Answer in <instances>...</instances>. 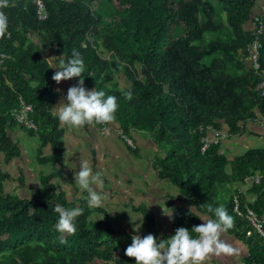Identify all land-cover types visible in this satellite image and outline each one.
<instances>
[{
    "label": "trees",
    "instance_id": "16d2710c",
    "mask_svg": "<svg viewBox=\"0 0 264 264\" xmlns=\"http://www.w3.org/2000/svg\"><path fill=\"white\" fill-rule=\"evenodd\" d=\"M111 2L119 10L107 17L116 20V26L105 22L106 17L87 0H45V20L39 19L34 0H9L4 11L11 35L0 38L1 51L9 56L0 60V152L8 160L19 156V146L8 136V128L17 124L37 135L43 147H51L52 155L42 163H61L63 130L52 114L55 71L43 49L56 47L66 61L75 49L84 59L85 78L117 98L115 115L121 129L126 134H148L156 141L158 177L175 184L187 199V207L173 212L174 231L201 224L190 208L215 219L204 205L213 209L223 205L234 218L233 230L249 243L246 264H264V238L256 232L248 237L252 226L233 210L239 196L264 220V187H253L257 195L253 202L228 188L243 185L248 176L264 170V150L251 149L230 159L222 153L221 141L203 152L200 133L201 125H211L234 136L247 120L264 122V97L256 91L258 78L245 56L246 46L255 38V31L245 25L258 0ZM101 48L110 59L100 55ZM261 63L264 66V48ZM116 70H123L131 83L126 91L131 90V101L116 85H108ZM22 103L32 105L30 118L38 131L28 130L11 115ZM61 175L60 168L43 176L42 188L30 199L6 195V177L0 174V264H136L125 255L128 246L115 237L110 215L102 208L90 209L87 198L80 201L83 215L76 218V233L64 235L61 242L54 208L75 206L55 182ZM228 192L231 195L225 199ZM139 211L146 219L147 235L159 239L155 214L146 206ZM94 212L105 218L90 220Z\"/></svg>",
    "mask_w": 264,
    "mask_h": 264
},
{
    "label": "crops",
    "instance_id": "0c3cea01",
    "mask_svg": "<svg viewBox=\"0 0 264 264\" xmlns=\"http://www.w3.org/2000/svg\"><path fill=\"white\" fill-rule=\"evenodd\" d=\"M256 16H264V0H258L252 19L245 25L247 30L254 31V17ZM35 39L41 43L39 37ZM43 55L47 60L60 57L56 47H44ZM102 57L110 59L109 54L108 56L102 55ZM53 63L58 65L59 59ZM50 66L52 67L51 64ZM53 69L57 71L56 68ZM115 75L120 84L112 81ZM83 78L86 89H96L84 74ZM130 84L123 70L114 71L108 79L109 86L116 85L123 93L131 88ZM74 85H78L77 78L63 81L60 84L55 82L56 91L59 89L55 106L60 103L62 97L66 98L68 89ZM109 125L114 131L121 129L116 119ZM61 128L63 130V152L61 163L57 166L41 162L42 159L52 155V150L50 146L43 147L37 135L17 124L8 128V136L19 146L20 154L8 160L6 154L0 152V174L6 177L3 184L6 195L31 199L42 188V177L61 168L63 175L57 177L55 182L66 195L67 200L75 204L72 208L80 207V201L87 198V192L75 184V174L79 171L80 159L84 158L88 160L94 173H103L104 185L101 193L106 195L103 206L99 208L104 209L110 215L117 234L119 233L123 238V241L119 239L123 245L129 246L133 235H140L141 238L147 235L146 219L139 211L141 206H146L155 214L159 239H168L175 234L172 222L173 212L179 207H187V199L175 184L158 177L154 168V160L160 151L153 137L135 131L128 134L135 140V149H137L135 152L134 148L121 139L116 132L103 135L97 124H85L78 128L61 125ZM66 145H70V149ZM251 149L264 150L263 121L243 122L239 135H232L231 138L223 141L222 153L232 159ZM228 188L231 191L241 192L249 202L257 198L251 187L234 185L233 188L231 186ZM193 212L199 217L211 218L209 215L198 213L194 208ZM92 216L95 220L103 218L97 212H94ZM200 221L203 223L201 219ZM222 239L237 251L232 255L211 254L204 264H246L250 255V246L243 235L232 228L222 235Z\"/></svg>",
    "mask_w": 264,
    "mask_h": 264
},
{
    "label": "clouds",
    "instance_id": "9594fccd",
    "mask_svg": "<svg viewBox=\"0 0 264 264\" xmlns=\"http://www.w3.org/2000/svg\"><path fill=\"white\" fill-rule=\"evenodd\" d=\"M9 6V0H0V38L11 35L8 31L9 18L4 11ZM57 59H59L58 65L53 63ZM46 61L52 65L51 68L57 69L52 76L57 84L78 79V85L70 87L66 98L62 97L60 103L52 108V114L58 118L61 125L78 128L85 124L109 125L115 121L118 110L117 98L106 95L97 88L94 90L85 88L83 78L85 62L79 51L73 49L72 58L67 61L63 55ZM124 95L129 101L133 98L131 90ZM66 147L70 149V145ZM102 177L103 173L93 172L88 160L80 159L79 171L75 174V184L87 192V204L90 209L103 206L106 194L101 193L104 185ZM204 206L209 213H214L215 219L199 217L203 223L193 226L191 230L185 227L177 228L175 234L168 239H158L153 234L143 238L140 235H133L132 243L125 249V255L134 259L136 264H204L211 254L216 256L234 254L237 249L222 239V235L234 227V218L228 214L223 205L215 209L209 204ZM30 211L35 210L30 209ZM54 211L59 216L55 229L61 234L63 243L64 235L76 233L75 221L77 217L83 215V209L79 206L69 209L57 204ZM189 211L192 214L193 207Z\"/></svg>",
    "mask_w": 264,
    "mask_h": 264
},
{
    "label": "built area",
    "instance_id": "2783aa9c",
    "mask_svg": "<svg viewBox=\"0 0 264 264\" xmlns=\"http://www.w3.org/2000/svg\"><path fill=\"white\" fill-rule=\"evenodd\" d=\"M34 1L36 2L39 19L45 20L48 17L45 0ZM254 24L255 38L246 46L245 56L248 63L250 64V68L258 78L256 91L259 96L264 97V66L261 63V53L264 48V19L262 18V16L254 17ZM8 57V55L1 51L0 46L1 62H3ZM32 112L33 107L31 104L22 103L20 107H17L11 111V115L18 124L24 126L28 130H33L36 132L38 131V125L30 118V114ZM97 125L103 135H111L113 132H116L121 139L126 141L133 148H136L132 137L126 134L122 129H117L114 131V129L110 125ZM200 133L202 135L201 142L203 152H206L212 144L227 140L232 137V135L228 131L217 130L211 125H201ZM243 185L251 188L257 186L264 187V170L255 172L252 175L248 176ZM233 210L238 218L247 220L248 223L252 226V228L247 230L246 232L248 237H251L253 233L256 232L264 238V220L260 219L257 213L252 210L248 204L243 203L239 196H236L234 198Z\"/></svg>",
    "mask_w": 264,
    "mask_h": 264
},
{
    "label": "rangeland",
    "instance_id": "374dc122",
    "mask_svg": "<svg viewBox=\"0 0 264 264\" xmlns=\"http://www.w3.org/2000/svg\"><path fill=\"white\" fill-rule=\"evenodd\" d=\"M87 1H91V4L93 5V8H94V10L98 13V14H101V15H103L104 17H106L105 18V22H108V23H112L114 26H116V20H112V19H110L109 17H107V16H109V15H111L112 13H114V12H116L117 10H119V7L117 6V4L116 3H112L111 2V0H87ZM100 55L102 56H108V53H107V51L106 50H104V48L102 49H100ZM112 81L113 82H117L118 84H120V81H119V79H118V77L115 75L114 77H112ZM112 88H116L115 86H112V85H110ZM130 86H131V84H130ZM3 175V174H2ZM234 187V185H232L231 186V188H233ZM230 189V188H229ZM231 190V189H230ZM227 191H228V189H227ZM224 193V192H223ZM229 195H230V192H228V193H225L224 194V198L225 199H227L228 197H229ZM93 218H95V217H90V220H92ZM93 220H95V219H93ZM97 220H99V219H97ZM115 237L117 238V239H120V240H122L123 241V238L122 237H120V235H119V233L118 234H116L115 235ZM121 253H122V251H121ZM98 264H102L101 262H99Z\"/></svg>",
    "mask_w": 264,
    "mask_h": 264
}]
</instances>
